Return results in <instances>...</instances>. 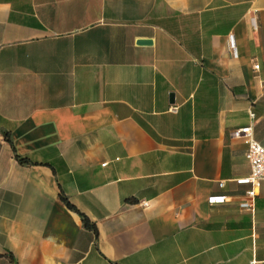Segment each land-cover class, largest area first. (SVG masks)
<instances>
[{"label":"crops","instance_id":"0c3cea01","mask_svg":"<svg viewBox=\"0 0 264 264\" xmlns=\"http://www.w3.org/2000/svg\"><path fill=\"white\" fill-rule=\"evenodd\" d=\"M249 112L264 0H0V264H264Z\"/></svg>","mask_w":264,"mask_h":264},{"label":"built area","instance_id":"2783aa9c","mask_svg":"<svg viewBox=\"0 0 264 264\" xmlns=\"http://www.w3.org/2000/svg\"><path fill=\"white\" fill-rule=\"evenodd\" d=\"M230 49L232 54H236V49L231 38ZM259 69L258 64L253 65V70L257 72ZM175 111V109H173ZM251 124L240 129L235 130L231 137L235 139L243 140L246 145L245 159L249 165L250 173L247 178L241 180V182L250 185V189L245 193L242 201L239 203V208L251 216L255 213V198L258 195V189L262 182H264V146H262L255 138L253 133V121L254 114L249 112ZM218 187L223 188L224 182H218ZM227 197L224 195L212 196L209 198V203L224 204L227 202ZM147 206V204H144Z\"/></svg>","mask_w":264,"mask_h":264},{"label":"trees","instance_id":"16d2710c","mask_svg":"<svg viewBox=\"0 0 264 264\" xmlns=\"http://www.w3.org/2000/svg\"><path fill=\"white\" fill-rule=\"evenodd\" d=\"M5 138L7 139V141L12 146V142H11L10 138L8 137V134H5ZM14 156H15V159L18 161L19 164H21V165H28V164H30V162L26 158L20 157L16 153L14 154ZM60 197L67 204V206H69L70 208H73L69 204L67 198L62 193L60 194ZM81 219H82L83 225L85 227H87V228L92 229V230L95 231V227L89 222V220L85 216L81 215Z\"/></svg>","mask_w":264,"mask_h":264},{"label":"water","instance_id":"95a60500","mask_svg":"<svg viewBox=\"0 0 264 264\" xmlns=\"http://www.w3.org/2000/svg\"><path fill=\"white\" fill-rule=\"evenodd\" d=\"M138 44H150V41L140 40L138 41ZM171 101H172V96H171Z\"/></svg>","mask_w":264,"mask_h":264}]
</instances>
